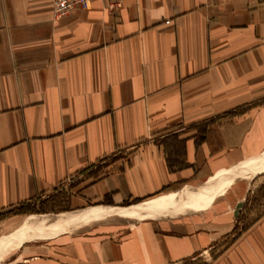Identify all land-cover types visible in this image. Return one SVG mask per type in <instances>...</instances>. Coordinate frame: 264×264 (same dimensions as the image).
Masks as SVG:
<instances>
[{
    "label": "crops",
    "instance_id": "crops-1",
    "mask_svg": "<svg viewBox=\"0 0 264 264\" xmlns=\"http://www.w3.org/2000/svg\"><path fill=\"white\" fill-rule=\"evenodd\" d=\"M114 1L0 0L1 264H264V0Z\"/></svg>",
    "mask_w": 264,
    "mask_h": 264
},
{
    "label": "bare ground",
    "instance_id": "bare-ground-1",
    "mask_svg": "<svg viewBox=\"0 0 264 264\" xmlns=\"http://www.w3.org/2000/svg\"><path fill=\"white\" fill-rule=\"evenodd\" d=\"M264 170V158L260 161V164L259 165H257L255 168H252V169H250L249 167H243V168H240V169H238L236 172H235V176H234V178L231 180V182H229L228 184H229V186H230V189H229V191L227 190V191H225L224 189H222L223 187H218V186H220V185H218L219 184V182L220 181H218L217 183H215V184H213L214 186H213V188L215 187H217V192H224L223 194H227V193H231V194H237V195H239V200L237 201V205H235L233 208H235V209H237L240 205H241V201H242V197H243V192H242V190H240V187H238L237 186V183L239 182L238 180H242V181H249V179H250V177H251V175L252 174H256V173H258V172H261V171H263ZM237 178H240V179H237ZM208 183V182H207ZM201 188V187H200ZM239 188V189H238ZM238 189V190H237ZM187 192V191H186ZM205 194H206V192H205ZM201 197V196H200ZM204 197V196H203ZM206 197V196H205ZM202 198V197H201ZM161 199V198H160ZM178 199V201L179 200H183V199H185V195L184 196H180L179 198H177ZM169 200V199H168ZM204 200V199H203ZM202 201V200H201ZM153 203H155L154 201H151V202H148V204L147 203H141V204H139V205H136V206H134V207H131V208H128V209H124L123 210V212L121 213V216H123V217H132V218H138L139 216H142V215H148V213H150L151 212V205L153 204ZM196 203V202H195ZM199 204H200V202H199ZM198 206V205H197ZM158 207V206H157ZM117 210V209H116ZM98 211V210H97ZM115 211V210H114ZM94 212H95V210H94ZM99 212V211H98ZM101 213V212H100ZM81 214V213H80ZM94 215V214H93ZM73 215H71V214H66V217H68V218H70V217H72ZM75 216V215H74ZM77 216H79V215H77ZM90 216V215H89ZM48 217V216H47ZM60 218H62V217H60ZM79 218V217H78ZM77 218V219H78ZM87 218H88V215H87ZM59 219V218H58ZM84 219V218H83ZM90 219V218H89ZM39 220V219H38ZM37 220V221H38ZM51 220V219H50ZM80 220V219H79ZM86 220H88V219H86ZM30 221V220H29ZM46 221V217H41L40 218V223L39 224H43L44 222ZM49 221V220H48ZM31 222V221H30ZM29 222V223H30ZM34 222V221H33ZM28 223V222H27ZM50 223H51V221H50ZM26 224V223H25ZM46 225H47V223H46ZM43 227V226H42ZM23 228V227H22ZM25 228V227H24ZM36 229H37V225H36ZM31 230V229H30ZM19 231V230H18ZM24 233V232H23ZM9 235V234H8ZM21 235V234H20ZM18 238V237H17ZM4 239H5V236H4ZM6 240V239H5ZM10 240V239H9ZM6 242H7V240H6ZM2 249H3V251L7 254L8 253V251H10L12 248H11V245L9 246V245H2V247H1ZM2 259V258H1Z\"/></svg>",
    "mask_w": 264,
    "mask_h": 264
},
{
    "label": "rangeland",
    "instance_id": "rangeland-1",
    "mask_svg": "<svg viewBox=\"0 0 264 264\" xmlns=\"http://www.w3.org/2000/svg\"><path fill=\"white\" fill-rule=\"evenodd\" d=\"M83 9V8H82ZM251 187L252 188V194H251V205L250 209L253 210L254 215L250 218V221L252 219H256L258 216H260L262 213H264V172L258 174L251 182ZM250 191V192H251ZM151 205V213H155L156 211L159 210H165V209H170L173 207L169 208V203H166L165 200H157L154 201ZM148 204V202H146ZM158 206V207H157ZM149 214V213H148ZM147 215H142V217H145ZM53 218V217H52ZM5 236V239H4ZM9 242V236L5 232H1L0 230V264L2 263L3 257H5L6 253L3 251L1 248L2 245H6Z\"/></svg>",
    "mask_w": 264,
    "mask_h": 264
},
{
    "label": "built area",
    "instance_id": "built-area-1",
    "mask_svg": "<svg viewBox=\"0 0 264 264\" xmlns=\"http://www.w3.org/2000/svg\"><path fill=\"white\" fill-rule=\"evenodd\" d=\"M92 0H53V13L57 17H63L77 8L89 9ZM120 0L114 1V7H119Z\"/></svg>",
    "mask_w": 264,
    "mask_h": 264
},
{
    "label": "trees",
    "instance_id": "trees-1",
    "mask_svg": "<svg viewBox=\"0 0 264 264\" xmlns=\"http://www.w3.org/2000/svg\"><path fill=\"white\" fill-rule=\"evenodd\" d=\"M137 202H139V201H136L135 203H137ZM125 205H129V204H125ZM40 211H42V208H40V210H37V212H40Z\"/></svg>",
    "mask_w": 264,
    "mask_h": 264
}]
</instances>
